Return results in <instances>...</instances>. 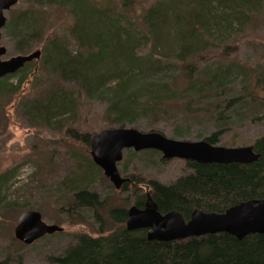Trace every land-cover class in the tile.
Masks as SVG:
<instances>
[{
  "label": "rangeland",
  "instance_id": "1",
  "mask_svg": "<svg viewBox=\"0 0 264 264\" xmlns=\"http://www.w3.org/2000/svg\"><path fill=\"white\" fill-rule=\"evenodd\" d=\"M19 2L20 6H15L7 13V26L2 30L0 43L7 49L3 60L37 50L42 51V57L27 66L22 74L2 81L0 85V177L6 174V180L0 186V263L56 264L53 259L64 255L71 245L76 244V234L92 235V229L88 225H92L96 231L99 227L88 209L78 210L86 218L88 225H72L66 215L65 211L70 208L73 198V182L88 166V159L92 160L90 147L66 143L67 132L77 129L81 133L95 135L106 129L120 127L114 122L115 118L110 117L109 97L92 99L83 87L79 88L74 79L55 69L46 72L52 67L48 57V42L46 43L49 36L52 37L50 45L52 42L61 41L60 49L73 55L78 51L79 43L71 33V26L76 20V8L73 4L62 1L54 3L50 0ZM88 2L93 7H106L109 11L107 15L112 16L116 12L124 18L133 19L135 11L124 10L120 0ZM197 2L145 0L134 7L136 13H142L143 17L154 7L168 5L162 24H158L160 32L145 39V44L152 46L151 49L143 51L146 70L142 82L145 84L176 83L183 90L187 83L182 82V64H172L171 61L182 57L189 50L193 55L191 61H195L200 53L208 54L209 49L206 46L200 47L199 42L191 40L186 43L176 27L179 12H191L190 15L196 22L200 20L202 1ZM208 3L211 7L218 6L216 0ZM28 5H35L33 11L41 16V25L38 21L32 27H27L25 23L19 24V20L13 22L21 12L30 10ZM142 17L138 22L145 21ZM256 18V15H250L242 30L244 34L238 40V59L223 61L210 57L202 63L200 73L195 76L193 91L189 95H180L183 101H191L192 109L196 112L194 115L185 119L183 108L176 107L162 120L153 121L150 114L142 112L138 123L125 128L144 133L160 132L170 139L190 142H199L204 137L221 132L223 135L216 146H252L264 134V92L259 91L261 98L257 102H251L246 97V88L264 73V17ZM97 22L104 23L101 18ZM188 29L190 28L187 27L186 32H189ZM24 35L32 38V51L28 53L20 51L22 42L28 40ZM152 51L160 55L159 59L167 57L170 60L160 68L148 71L152 66L150 64L156 63V57L150 56ZM240 67L241 70L243 67L247 69V77L241 74ZM37 69L40 72H35L34 75ZM222 77L223 80L220 79ZM22 80L26 82L21 83ZM61 93L67 96L79 93L81 100L72 114L51 113L47 115L48 119L35 115L33 107L38 101L46 102L50 95L58 96ZM236 99V104H230ZM39 112L43 114V111ZM221 113L224 120L219 117ZM153 126L156 127L155 131L148 129ZM177 132L186 133V138L177 137ZM128 152H124V159L118 167L123 177L131 179L134 176L137 179L134 180L139 184L140 194L145 192L148 182L171 185L190 173L187 161L173 159L167 160L165 164L160 163V158H163L161 152L154 151L161 155L159 159L153 153L132 150L134 153L130 155ZM124 164H127L126 172ZM105 179L106 177L100 176L96 183L89 184L88 189L101 197L107 196L111 183ZM26 211L40 212L47 224L63 227L64 232L47 236L30 246L24 245L15 238V228L20 215Z\"/></svg>",
  "mask_w": 264,
  "mask_h": 264
},
{
  "label": "trees",
  "instance_id": "2",
  "mask_svg": "<svg viewBox=\"0 0 264 264\" xmlns=\"http://www.w3.org/2000/svg\"><path fill=\"white\" fill-rule=\"evenodd\" d=\"M50 1L69 2L76 8L74 11L76 20L71 26V33L79 44L76 55H73L59 48L61 41L52 42L50 45L52 37L49 36L46 43L48 42V57L52 67L46 72L55 69L74 79L79 88L83 87L92 99L109 97L110 117L115 118L114 122L120 128L138 123L142 112L150 114L153 121L162 120L176 107L183 108L185 119L194 115L196 112L192 109L191 101L185 102L180 97L189 95L195 88L193 80L197 73H200L202 63L210 57L223 61L237 58L238 40L244 34L242 30L247 19L252 14L256 15V19L264 17V0H216L218 6L215 7L210 6L208 3L210 0H201L198 22L192 18L191 12H179L176 27L184 41L189 43L195 40L199 42L200 47L206 46L209 49L207 55L204 52L200 53L195 61L190 60L193 56L189 52L191 50L171 61L172 64H182V82H186L187 86L181 90L176 83L148 85L142 82L146 70L143 51L152 48L150 44H145V39L160 32L158 24H162V17L168 5L154 7L142 17V13H136L134 7L145 0H120L124 10L135 11L133 19H127L116 12L112 16L107 15L109 11L106 7L99 5L93 7L88 0ZM183 1L200 3V0ZM20 5L19 2L16 7ZM28 8L30 10L21 12L13 22L19 20V24L25 23L27 27L39 22L41 16L33 11L35 5H28ZM141 17L145 21L138 22ZM100 18L103 24L97 22ZM187 27L190 28L189 32H186ZM25 35L28 40L22 42L20 51L28 53L32 51V38ZM151 53V57H156V63H151L148 71L160 68L170 60L167 57L159 59L160 55L153 51ZM30 64L16 74L0 80V85L2 81L22 74ZM242 70L240 67L241 74L247 77V69L243 67ZM38 71L40 72V69L35 70L34 75L39 74ZM220 79L223 80V77ZM259 91L264 92V73L255 78L253 84H249L246 88V97L250 98L251 102H257L261 98ZM79 100H81L79 93L72 96L64 93L58 96L50 95L48 101H38L33 109L36 116L48 119L47 115L51 113L72 114L77 109ZM237 102L236 99L230 104ZM40 110L43 114L39 112ZM219 117L225 119L223 113ZM148 129L155 131L156 127ZM91 134L70 129L66 135L68 137L66 143H78L89 148L93 136ZM222 135L223 133L218 132L210 137H204L202 141L216 146L220 143ZM176 136L186 138L187 135L177 132ZM252 146L260 155L259 160L254 163L203 165L187 161L190 173L176 183L163 185L154 181L148 182L159 210L161 212L176 210L189 217L191 211L196 208L209 213H223L238 203L264 199V134L256 139ZM128 153L131 155L134 152ZM143 153H153L157 159L161 157L154 151ZM160 163L165 164L167 160L160 158ZM124 167L126 172L127 164H124ZM79 175L81 176L73 182L74 193L70 208L65 211L69 223L78 226L88 225L86 218L78 212L80 209H88L99 227L96 231L92 225H88L92 229V235L76 234V244L71 245L64 255L54 258L56 264H264V235H250L238 240L228 234H219L172 243L149 242L145 233L124 229L128 208L131 205L141 206L145 196H134L129 203L128 200L121 198L112 184L110 193L105 197L91 192L88 189L89 184L96 183L100 176L105 177L103 170L93 162V159H88V166ZM5 176L6 174L0 177V186L3 180H6ZM131 179L134 184L132 190L138 191L139 184L135 182L137 179L134 176H131ZM105 181L110 183L107 178ZM125 189L129 187L125 186Z\"/></svg>",
  "mask_w": 264,
  "mask_h": 264
},
{
  "label": "water",
  "instance_id": "3",
  "mask_svg": "<svg viewBox=\"0 0 264 264\" xmlns=\"http://www.w3.org/2000/svg\"><path fill=\"white\" fill-rule=\"evenodd\" d=\"M19 1L0 0V39L7 24V13ZM6 54L7 49L0 43V80L16 74L27 64L42 57L41 50L3 60ZM90 148L93 162L103 170L104 175L118 190L129 181L122 177L118 167L127 150L135 152L154 150L161 152L164 160L179 159L203 165L251 164L260 158L253 146L225 148L214 146L207 141H179L170 139L160 132L144 133L132 128L103 130L92 136ZM127 227L131 231L153 228L148 234L151 241L168 242L220 233L243 240L249 235H264V199L242 202L224 214H207L197 210L186 224L180 213L170 212L165 216L161 215L158 212V205L149 197L145 210H139L137 207L130 209ZM63 232V227L47 224L40 212L26 211L18 219L15 238L30 246L47 236Z\"/></svg>",
  "mask_w": 264,
  "mask_h": 264
},
{
  "label": "flooded vegetation",
  "instance_id": "4",
  "mask_svg": "<svg viewBox=\"0 0 264 264\" xmlns=\"http://www.w3.org/2000/svg\"><path fill=\"white\" fill-rule=\"evenodd\" d=\"M239 148V147H238ZM128 151H130V150H128ZM132 151V150H131ZM134 151V150H133ZM254 151H255V149H254ZM220 165V164H219ZM240 165H248V164H240ZM106 177V176H105ZM123 177V176H122ZM107 178V177H106ZM123 178H125V177H123ZM127 179H129V181L128 182H126V183H124L123 185H122V187L118 190V189H116L114 186H113V184H112V186L114 187V189H115V191H117V192H119V195L121 196V198L122 199H126V200H128L129 201V203L131 202V200H132V198L134 197V196H145V199H144V202H143V204L141 205V206H139V205H131L129 208H128V210H127V215H126V219H125V223H124V229L125 230H127V231H130V232H143V233H145V237H146V239L149 241V242H159V243H172V242H179V241H186V240H188V239H191V238H202V237H206V236H213V235H205V236H201V237H188V238H185V239H180V240H173V241H168V242H161V241H157V240H153V241H151V240H149L148 239V234H149V232L151 231V230H153V228H141V229H137V230H128V227H127V221H128V217H129V211H130V209L131 208H133V207H137V209H139V210H145V208H146V205H147V202H148V200H149V197H151V199L155 202V200H154V198H153V196H152V194H151V190H150V187L149 186H146V189H145V192L143 193V194H140L139 193V191L141 190V189H138V191H133L132 190V187L134 186V184H133V182H132V179H130V178H127ZM109 180V179H108ZM125 186H127V187H129V189H125ZM136 193V195H135V193ZM156 203V202H155ZM242 203V202H241ZM157 204V203H156ZM238 204H240V203H238ZM238 204H236V205H238ZM158 205V204H157ZM236 205H234V206H236ZM234 206H232V207H234ZM232 207H230V208H232ZM230 208H228V209H230ZM227 209V210H228ZM197 210H200V211H202V212H204V213H207V214H224L225 212H223V213H209V212H206V211H203V210H201V209H198V208H196V209H193L192 211H191V213H190V216L189 217H186V216H184L181 212H179V211H176V210H172V211H167V212H161L160 210H159V206H158V212L161 214V215H163V216H165L166 214H168V213H170V212H176V213H180L181 215H182V217H183V219H184V221H185V223L187 224L190 220H191V218H192V215H193V213L195 212V211H197ZM59 234V233H58ZM60 234H62V233H60ZM220 234H226V233H220ZM55 235V234H54ZM215 235H219V234H215ZM257 235V234H256ZM259 235V234H258ZM231 236V235H230ZM250 236V235H249ZM233 237V236H232ZM248 237V236H247ZM235 238V237H234ZM237 239V238H236ZM245 239V238H244Z\"/></svg>",
  "mask_w": 264,
  "mask_h": 264
}]
</instances>
